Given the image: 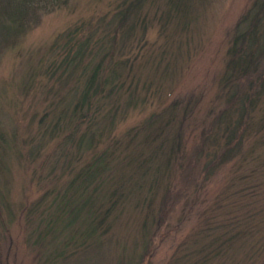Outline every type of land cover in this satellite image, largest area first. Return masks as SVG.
<instances>
[{"label":"rangeland","instance_id":"obj_1","mask_svg":"<svg viewBox=\"0 0 264 264\" xmlns=\"http://www.w3.org/2000/svg\"><path fill=\"white\" fill-rule=\"evenodd\" d=\"M132 1L69 0L42 13L14 46L0 48V264H264V99L248 107L228 139L226 119L237 117L236 97L248 79L236 82L239 95L231 98L235 87L224 77L236 25L256 0H195L186 16L167 23L159 13L164 0H152L128 19L133 33L115 41L113 58L125 63L123 82L131 89L123 88L109 140L136 137L150 118L162 135L152 137L150 149L126 147L134 165L144 164L139 169L113 163L112 174L127 179L113 200H125L108 214L102 235L80 236L72 246L66 230L44 236L56 193L92 152L81 150L66 165L65 147L62 155L54 150L61 137H40V126H49L73 90L44 73L51 46L75 27L93 42L111 35L116 21L111 27L109 20ZM172 139L178 146L169 153ZM120 150L116 156L127 155ZM150 164L157 176L138 180Z\"/></svg>","mask_w":264,"mask_h":264},{"label":"trees","instance_id":"obj_2","mask_svg":"<svg viewBox=\"0 0 264 264\" xmlns=\"http://www.w3.org/2000/svg\"><path fill=\"white\" fill-rule=\"evenodd\" d=\"M68 1L0 0V48L14 46L21 32L32 28L39 21L42 13L53 12L65 6ZM194 2L195 0H164L159 5V8L162 6L159 12L160 19L164 23H167L170 18L178 21L179 16L184 17L188 14L189 7ZM144 3L153 4L152 0H133L127 6L125 4L123 10L115 12V16L109 20L111 27L113 20L116 21L115 27H112L114 33L112 32L111 35L93 42L91 35L80 39L79 30L75 27L59 35L57 42L51 46L50 58L44 68V73L49 79H52L56 73L59 83L72 84L73 90L67 91L66 96L59 100L60 103L54 113L55 119L49 126L45 128L40 126V131H42L40 137L45 134L54 138L61 137V141L55 142L54 150L58 154L63 152L66 165L75 163L73 159L78 157L79 151H92L80 167L72 168L73 175L64 190L56 193L57 202L55 205L53 203V210L46 214L44 236L59 228L58 234L65 233L66 230L70 234L68 238L66 237L67 239L65 238L66 246H72L76 238L82 237L83 241H89L106 231L108 214H111L117 202L125 200L124 195H118L115 201L113 200L117 193L115 188L127 181V179H122V175L112 174L113 163L116 161L124 169L134 170V167L139 169L144 164L134 165V161H131L132 157L128 151L126 152V147L130 146L135 149L146 146L150 149L152 137L162 135L163 127L158 126L156 120L150 118L144 129L137 132L136 137H131L127 141L125 139L120 143L116 139L109 140V133L114 125L113 120L116 118V113H119L120 104L118 102L125 88L123 71L120 67L125 63L113 58L114 49H118L115 41L123 42L122 36L129 37L133 33L134 23L127 26V21L141 10ZM132 20L136 22L138 19ZM93 54L94 57L85 62ZM225 58V82L229 83L231 88L235 87L231 98L236 97L235 94L239 95L236 82L248 79L243 92L236 97L239 102L237 117L230 121L226 119L227 123L231 124L229 139L236 134L242 124L241 118L246 115L248 107L264 99V0H256L250 10L239 20L235 37ZM84 72L87 73L86 78H83ZM129 89L131 87L125 88L126 92ZM132 98L129 92L126 98L127 106L129 105L128 100ZM226 127L228 128L227 125ZM141 131H146V134ZM173 139L169 153L175 152L178 146V144L174 145ZM134 142L136 145L132 146ZM163 142L164 140H161L158 147L161 154H163L165 144ZM100 145H103V148ZM61 146L65 148L60 152L58 150ZM120 149H123L127 155L116 156L115 152L117 150L121 152ZM68 156L72 157V160H68ZM157 156L156 152L155 158ZM58 158L61 160L62 156ZM59 159L57 163L60 162ZM146 168L145 173H142L138 180H142V176L144 177L148 172L156 176L159 173V168L153 167L152 169V164ZM124 175L128 177L127 173ZM129 177H132V173ZM111 185H114V190L110 192ZM97 188L104 190L99 192ZM102 191H104L103 195ZM98 192L99 195L96 196ZM76 224L80 225L82 231L78 230L75 233Z\"/></svg>","mask_w":264,"mask_h":264}]
</instances>
